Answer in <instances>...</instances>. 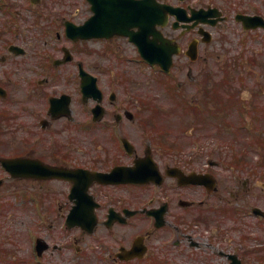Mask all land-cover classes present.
<instances>
[{
  "label": "flooded vegetation",
  "instance_id": "1",
  "mask_svg": "<svg viewBox=\"0 0 264 264\" xmlns=\"http://www.w3.org/2000/svg\"><path fill=\"white\" fill-rule=\"evenodd\" d=\"M159 1L185 9L180 13L188 18L185 26L173 27L176 15L171 14L163 32L184 46L173 69L185 58L190 75L189 44L197 40L196 62L210 54L206 45L212 42L200 31H210L212 41L217 31H264V0ZM55 4L41 2L44 17L79 23L98 18L107 25L121 3ZM1 6L10 13L6 0ZM246 16L258 17V26L246 28ZM128 64L161 74L159 65H150L136 43L118 32L76 40L67 31H0V264H79V241L85 236L94 242L92 259L105 264H169L173 247L195 253L203 246L192 217L204 219L214 209L218 179L217 188L209 190L175 175L210 169L194 168L172 153L159 120L170 109L141 106L139 92L128 91ZM81 69L91 80L86 99ZM53 98H60L55 110ZM21 158L23 163L4 162ZM48 166L63 172L47 176ZM20 211L23 221L16 215ZM20 228H26L28 243L36 242L25 257L15 251ZM234 250L247 264L243 249ZM256 250L254 245L247 250L249 263L257 262ZM263 258L264 252L258 261Z\"/></svg>",
  "mask_w": 264,
  "mask_h": 264
},
{
  "label": "rangeland",
  "instance_id": "2",
  "mask_svg": "<svg viewBox=\"0 0 264 264\" xmlns=\"http://www.w3.org/2000/svg\"><path fill=\"white\" fill-rule=\"evenodd\" d=\"M43 1L47 7L57 6L55 0ZM10 2L16 11L26 14L18 9V3L23 0ZM2 16L0 13V31H63L59 21L36 17L33 11L26 20L17 16L10 26L9 20H3ZM86 16L87 13H83V17ZM215 36L211 45H206L210 54L190 65L192 79L185 58L178 59L175 77L170 75V80L146 67L128 64V91L139 92L141 106L153 104L158 109H170V112H161L159 120L165 129L167 144L173 145L172 153L191 160L194 167H206L210 160L215 161L210 169L217 176L219 192L212 205L221 207L228 203L236 210L220 208L216 211L214 207L205 220L192 217L197 219L194 224L204 244L196 248L195 253L182 246L173 247L175 252L166 256L170 257L169 264H227V256L214 254L213 250L226 254L234 252L235 247L243 249L244 262L253 264L249 263L251 258L247 253L253 245L257 248L254 264H264V260L258 261V256L264 252V219L250 213L255 205L264 209V192L256 184L264 180V113L256 114L259 106L264 105V31H217ZM163 79L175 84L179 80L184 82L181 107ZM218 85L224 89L215 94L212 89ZM193 103L201 105V119L193 116L192 106H188ZM16 215L21 220L23 211ZM19 231L15 251L25 257L29 254V245L33 248L35 241L27 242L26 228ZM66 241L64 238L65 245ZM93 243L89 236L80 239L79 264H105V261L92 259ZM65 251L70 253L66 247Z\"/></svg>",
  "mask_w": 264,
  "mask_h": 264
},
{
  "label": "water",
  "instance_id": "3",
  "mask_svg": "<svg viewBox=\"0 0 264 264\" xmlns=\"http://www.w3.org/2000/svg\"><path fill=\"white\" fill-rule=\"evenodd\" d=\"M145 5V4H143ZM127 19H129V21L131 22V24H135L138 25L140 28L143 27L146 23V21L148 20V16L145 12V10H141V8L138 10L137 16L136 17H129V13L127 15ZM132 19H135V22H132ZM156 21L159 20L160 23H164V21L162 19H155ZM71 25H68V31H91V24L89 21H87L84 25L82 26H76L75 28H71ZM74 27V26H72ZM142 45V44H141ZM175 50H178V47L175 48ZM147 53V57L152 59L153 56H155L156 58H159L162 62V64L167 67V69H169L168 67L170 66L171 62H172V52H170L167 56H163V57H158L156 54V51H152V49H146L145 51ZM232 264H241V262L239 260H237L235 258V260L233 261Z\"/></svg>",
  "mask_w": 264,
  "mask_h": 264
}]
</instances>
